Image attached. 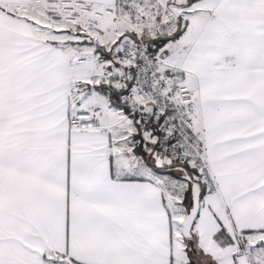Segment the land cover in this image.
Segmentation results:
<instances>
[{
    "label": "snow or ice",
    "instance_id": "6c2138e0",
    "mask_svg": "<svg viewBox=\"0 0 264 264\" xmlns=\"http://www.w3.org/2000/svg\"><path fill=\"white\" fill-rule=\"evenodd\" d=\"M0 264H264V0H0Z\"/></svg>",
    "mask_w": 264,
    "mask_h": 264
}]
</instances>
